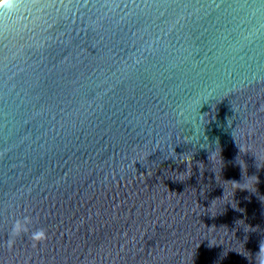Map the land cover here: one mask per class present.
<instances>
[{
	"label": "water",
	"instance_id": "1",
	"mask_svg": "<svg viewBox=\"0 0 264 264\" xmlns=\"http://www.w3.org/2000/svg\"><path fill=\"white\" fill-rule=\"evenodd\" d=\"M25 217L47 239L9 246ZM262 247L264 0L0 11V264H259Z\"/></svg>",
	"mask_w": 264,
	"mask_h": 264
},
{
	"label": "clouds",
	"instance_id": "2",
	"mask_svg": "<svg viewBox=\"0 0 264 264\" xmlns=\"http://www.w3.org/2000/svg\"><path fill=\"white\" fill-rule=\"evenodd\" d=\"M20 3V0H5L3 4H0V11H13L15 7ZM31 220L29 217H25L23 222L17 220L13 226L11 238L8 240V245L11 246L14 243V238L21 235H28L33 241L34 246L43 243L47 239V234L43 229H30ZM259 264H264V247L261 248V257Z\"/></svg>",
	"mask_w": 264,
	"mask_h": 264
}]
</instances>
